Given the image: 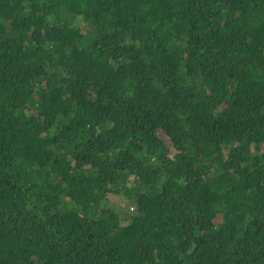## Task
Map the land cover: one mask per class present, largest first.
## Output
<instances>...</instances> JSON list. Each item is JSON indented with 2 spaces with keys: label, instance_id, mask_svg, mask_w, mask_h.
Returning <instances> with one entry per match:
<instances>
[{
  "label": "trees",
  "instance_id": "16d2710c",
  "mask_svg": "<svg viewBox=\"0 0 264 264\" xmlns=\"http://www.w3.org/2000/svg\"><path fill=\"white\" fill-rule=\"evenodd\" d=\"M0 264H264V0H0Z\"/></svg>",
  "mask_w": 264,
  "mask_h": 264
},
{
  "label": "rangeland",
  "instance_id": "374dc122",
  "mask_svg": "<svg viewBox=\"0 0 264 264\" xmlns=\"http://www.w3.org/2000/svg\"><path fill=\"white\" fill-rule=\"evenodd\" d=\"M111 201L114 202H110L111 204H114L115 207L121 208L123 211L126 209V207H130V209L132 208V203L126 201V199L121 195H118V197L114 196V199H111Z\"/></svg>",
  "mask_w": 264,
  "mask_h": 264
}]
</instances>
